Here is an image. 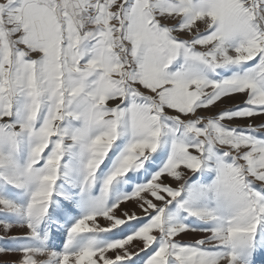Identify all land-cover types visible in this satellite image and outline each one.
I'll list each match as a JSON object with an SVG mask.
<instances>
[{
	"label": "snow or ice",
	"instance_id": "snow-or-ice-1",
	"mask_svg": "<svg viewBox=\"0 0 264 264\" xmlns=\"http://www.w3.org/2000/svg\"><path fill=\"white\" fill-rule=\"evenodd\" d=\"M3 255L264 264V0H0Z\"/></svg>",
	"mask_w": 264,
	"mask_h": 264
},
{
	"label": "rangeland",
	"instance_id": "rangeland-1",
	"mask_svg": "<svg viewBox=\"0 0 264 264\" xmlns=\"http://www.w3.org/2000/svg\"><path fill=\"white\" fill-rule=\"evenodd\" d=\"M238 99V98H237ZM258 120L261 118H257ZM237 123H246V121H238ZM193 237L191 235L184 237V239H192ZM16 257L13 255H3L0 256V261H10V260H15Z\"/></svg>",
	"mask_w": 264,
	"mask_h": 264
}]
</instances>
